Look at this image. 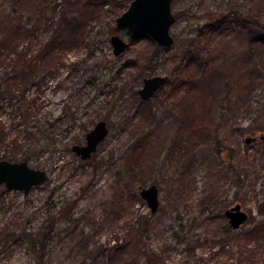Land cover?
Listing matches in <instances>:
<instances>
[{
    "label": "rangeland",
    "instance_id": "374dc122",
    "mask_svg": "<svg viewBox=\"0 0 264 264\" xmlns=\"http://www.w3.org/2000/svg\"><path fill=\"white\" fill-rule=\"evenodd\" d=\"M45 1L0 0V7L20 10L31 26ZM51 1L58 16L80 14L86 40L66 52L45 86L41 121L56 122L55 130L41 144L26 139L16 149L47 172V181L29 194L15 190L0 220L15 213V228L33 231L55 219L45 264H128L120 255L110 262L107 248L130 230L138 241L141 234L131 227L143 215L152 216V225L142 242L161 254L160 264L232 263L242 242L238 233L264 219L262 133L245 141L250 128L264 126V44L231 26L216 31L209 24L230 6L248 8L254 0H174L175 43L136 40L120 56L111 36L130 41L115 25L132 0H80L79 8L73 0ZM261 13L264 21V3ZM155 75L168 79L153 98L141 99L144 78ZM100 120L108 135L83 159L72 147L85 145ZM240 178L246 179L242 189ZM150 184L160 190L155 214L140 196ZM237 203L250 218L225 236L224 212ZM189 245H196L192 255ZM27 246L16 239L0 264H28Z\"/></svg>",
    "mask_w": 264,
    "mask_h": 264
},
{
    "label": "trees",
    "instance_id": "16d2710c",
    "mask_svg": "<svg viewBox=\"0 0 264 264\" xmlns=\"http://www.w3.org/2000/svg\"><path fill=\"white\" fill-rule=\"evenodd\" d=\"M263 3L264 0H254L252 7L230 6L216 20L210 22L209 26L216 31L220 27L231 26L263 45L264 21L261 18ZM72 4L79 8L81 1L73 0ZM58 13V4L46 0L41 13L34 18V23L28 26L25 24L23 12L13 10L5 13L0 7V159L27 160V156L21 158V154L16 152L22 140L31 139L36 144H41L50 131L55 130L56 122L47 125L49 121H46L44 125L41 121L40 110L43 106L42 95L45 86L49 78L58 74L66 52L71 47L84 44L86 40L84 28L78 27L80 14L76 16L74 11L70 13L69 19L67 14L58 16ZM66 29L68 33L64 32ZM192 59L194 55L191 56ZM68 114L71 120L75 119L73 111ZM263 130L264 126L256 125L250 128V134L251 136L263 134ZM239 181L240 188H244L246 179L240 178ZM13 193L16 191L0 185V209L3 208L6 213L12 202ZM259 214L264 216V200L259 205ZM15 215L11 213L6 216V220H0V258L10 253L11 244L20 238L28 245L30 253L28 264L34 262L45 264L48 245L54 237L55 219L48 229L39 228L32 231L27 228L16 229L11 220ZM151 217L143 215L137 222L132 223L131 228L141 234L138 241H133L136 233L130 230L125 241H115L109 245L107 250L110 262L118 255L127 257L128 261L124 260L128 264L162 262L161 254L147 250L145 242L141 239L150 231ZM224 229L225 236L232 234L233 229L230 226ZM238 235L242 236L239 255L228 264H264V219L244 232H239ZM195 251L196 245L187 247L188 254L192 255ZM95 253L96 249L92 250L91 254Z\"/></svg>",
    "mask_w": 264,
    "mask_h": 264
},
{
    "label": "water",
    "instance_id": "95a60500",
    "mask_svg": "<svg viewBox=\"0 0 264 264\" xmlns=\"http://www.w3.org/2000/svg\"><path fill=\"white\" fill-rule=\"evenodd\" d=\"M173 2L174 0H132L128 9L118 16L115 25L116 30L126 32L130 41L119 34H113L111 43L114 55L120 56L128 49L130 42L141 39H149L160 47L172 46L175 43V36L171 29L177 19L173 11ZM167 79L168 77L163 75L144 78L142 87L138 89L139 97L143 100L153 98ZM108 132L107 122L100 120L86 134L85 145H74L72 150L83 159H88ZM257 139V136H247L245 141L251 143ZM260 139L264 140V134L260 135ZM47 178L45 170L32 167L27 160L0 159V185L10 190L29 194L33 187L45 183ZM140 196L146 200L153 214L159 210L160 190L157 184L141 188ZM224 214L233 230L239 229L249 220V213L243 210L240 203L226 209Z\"/></svg>",
    "mask_w": 264,
    "mask_h": 264
},
{
    "label": "flooded vegetation",
    "instance_id": "af4514ba",
    "mask_svg": "<svg viewBox=\"0 0 264 264\" xmlns=\"http://www.w3.org/2000/svg\"><path fill=\"white\" fill-rule=\"evenodd\" d=\"M98 122H99V121H98ZM89 131H90V130H89ZM89 131H88V132H89ZM88 132H87V133H88Z\"/></svg>",
    "mask_w": 264,
    "mask_h": 264
}]
</instances>
